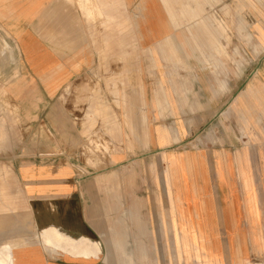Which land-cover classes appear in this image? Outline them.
I'll use <instances>...</instances> for the list:
<instances>
[{"label": "crops", "instance_id": "crops-1", "mask_svg": "<svg viewBox=\"0 0 264 264\" xmlns=\"http://www.w3.org/2000/svg\"><path fill=\"white\" fill-rule=\"evenodd\" d=\"M182 1L0 0V24L16 40L29 82L52 102L60 90L69 92L74 79L85 87L95 83L97 74L111 77L122 68L127 72L135 18L141 60L139 70L133 71L132 64L129 71L136 72L139 89L133 91L141 110L136 119L143 126L150 122L143 133L145 144L164 153L167 164L170 222L155 226L156 231L171 234L178 264L264 262V193L255 189L264 184L255 143L264 112L262 25L255 27L246 77L245 60L239 61L236 52L229 54L218 20L203 18L205 4L194 0L193 7L184 9ZM198 5L201 16L196 14ZM181 17H190V22ZM190 23L194 29L187 27ZM246 38L251 40L250 33ZM101 56L108 63L101 65ZM118 57L123 61L119 70ZM122 80L112 83L119 106L126 104ZM108 110L102 102L94 111L106 118ZM245 121L252 126L251 149L245 146ZM204 122L216 132L212 146L205 154L178 152L180 142ZM131 124L134 128L135 122ZM94 126L92 120L88 129ZM121 130L114 123L112 135L120 136ZM64 136L63 128L54 129L60 153L54 152L52 140L45 144L44 155L9 162L12 192L7 205L0 198V249L13 248V264L146 263L149 225L143 218L149 211L131 207L132 179L118 175L125 166L117 153L97 172L70 154ZM136 140L143 142L139 135ZM22 188L33 222L28 244H20ZM135 216L141 220L133 225L129 218ZM134 232L140 233L136 240ZM54 233L61 235V242Z\"/></svg>", "mask_w": 264, "mask_h": 264}, {"label": "rangeland", "instance_id": "rangeland-1", "mask_svg": "<svg viewBox=\"0 0 264 264\" xmlns=\"http://www.w3.org/2000/svg\"><path fill=\"white\" fill-rule=\"evenodd\" d=\"M73 1L75 2V0ZM77 1L80 2L81 0ZM200 1L205 4V14L203 15L204 11L199 5L197 6L199 10L196 11V14L198 16L202 14L203 18L218 20L217 25L228 44L229 54L232 55V52H236L238 53L239 61L241 58L245 60V76L247 77L250 69L248 65L250 62L249 49L255 38L254 31L257 32L255 27L262 25L260 31L264 33V0ZM181 3H184L186 5L184 9H187L193 7L194 0H183ZM133 19V51L132 58H127V66L131 69V65L133 64L134 71L135 69L139 70L141 58L139 56L140 42L137 34V23L135 18ZM179 20L190 22V17L189 19L188 17H181ZM185 26L183 23L182 27ZM188 26L189 29H194L193 23L187 24ZM248 33L251 35L250 41L246 38ZM5 42L9 45V49L3 47ZM0 43H2L0 44V93L2 95L0 98V115L3 116V112H5L7 121L9 120L12 123L11 125H13L8 135L9 141H11L10 138L12 139L13 147L11 142L6 144V147L0 146V198L4 200L6 205L10 201L8 193L12 192L10 191L12 187L8 186V184L12 180H10L9 169L7 168L10 161L14 159H28L34 155H44L45 144H50L52 140L56 143L54 152L60 153V143L56 141V138L52 137L54 129L60 126L65 133L62 140L69 148L70 154L75 155V159L86 162L99 172L107 168L110 162L113 161L114 154L117 153V161L122 162V165L125 166L124 169L119 171L120 174L118 173V175L127 176L132 179V184L129 186L132 188L133 194L131 207L138 210L143 209L145 212L149 211L147 218L145 216L143 218V222H147L149 225V233L147 234L148 255L147 259H145L147 262L144 264H156L157 260L160 264H178L171 241V234L168 232H157L155 228L157 225H167L170 222V217L167 215L168 201L164 184V171L167 164L163 161L164 153L153 152L150 143L149 145L145 144L146 139L143 133L147 132V125L150 122H147V125L143 126L142 120L136 119L140 116L139 113L141 112L139 106L135 103L137 97H133L134 89L139 92V89L136 88V72L129 71V67H127L128 70L125 72L122 68L123 66H121L123 61L118 57L115 64L118 70L120 67L122 68L120 72L111 74V77L107 73L97 74L95 83L85 87L74 79L68 85L70 87L69 92L66 93L65 89L60 90L57 98L51 102L50 100H46L43 90L36 88L34 83L29 82L30 79L26 77L28 74L25 72L22 55L20 51L13 49L15 44L17 45V42L7 28L1 24ZM222 49L224 50V48ZM129 58L130 62H128ZM230 60L232 61L231 58ZM11 61H13V64ZM233 61L235 60L233 59ZM104 63H108V60H104L101 56L100 64L105 65ZM16 67L17 69L19 68L17 74ZM120 79H123L122 81H124L126 86L124 91L126 94L125 106L117 105L116 99L112 94L113 81H117L119 85ZM19 85L21 86L19 87ZM5 94H8V96ZM102 102L106 103L109 107L105 115L106 118L101 117L94 111L97 105L99 106ZM1 107H3L2 110ZM92 108L93 112H91ZM128 117L132 120L129 119V121ZM92 120L95 122V126L89 130L88 128ZM127 122H129V125ZM131 122H135L134 128L132 124L130 125ZM114 123L122 129L120 136L112 135ZM260 123V140L258 141L257 139L255 143L260 146L261 162L264 165L263 111ZM204 124L203 126V123H201V128L195 130L193 135L186 141L180 142L177 148L178 152H181L182 155H185V152L205 154V151L212 146L211 139L215 137L216 132L213 133L207 130L208 123L204 122ZM250 127H252L251 122L245 121V146L251 149L253 140L252 129ZM72 132L78 134V136H69ZM248 134L249 136H247ZM136 135H139L141 141H143L142 144L136 140ZM147 146L149 147L148 149ZM261 172L264 176V167ZM255 189L258 192L264 193V184L255 185ZM20 203L22 213L20 244H28L32 237L30 236L32 234L30 232L33 229V222L32 218L26 213L28 201L25 198L23 188L20 193ZM129 219L133 225H136L140 223L141 217L135 216ZM120 223L121 220L118 218V224ZM137 235L140 236V233H131L132 239L136 240ZM10 248L13 251V248ZM245 264L251 263L246 262ZM255 264H264V262Z\"/></svg>", "mask_w": 264, "mask_h": 264}, {"label": "bare ground", "instance_id": "bare-ground-1", "mask_svg": "<svg viewBox=\"0 0 264 264\" xmlns=\"http://www.w3.org/2000/svg\"><path fill=\"white\" fill-rule=\"evenodd\" d=\"M77 1V0H76ZM93 3V2H92ZM87 8H85L84 7V9L83 10H86ZM4 41H5V39H4ZM0 44H2V43H0ZM5 45V46H4ZM3 45V47L5 48H7V49H9L8 48V46L9 45H7L6 44V42H5V44ZM7 49H6V51H7ZM14 50H17V51H19V49H18V47L16 46V44H15V47L13 48ZM11 50V49H10ZM14 50H12V51H14ZM2 51H3V48H2ZM2 59V58H1ZM2 63V62H1ZM5 63V62H4ZM11 63L13 64V61H11ZM7 64V63H6ZM2 65V64H1ZM10 65V64H9ZM5 66V65H4ZM16 69H17V67H16ZM15 71V70H14ZM2 91V90H1ZM3 93H4V90H3ZM5 95H7L8 96V94H5ZM4 95V96H5ZM1 93H0V98H1ZM6 96V97H7ZM5 100H6V98H5ZM1 101V100H0ZM3 101V100H2ZM4 102V101H3ZM7 103V102H6ZM4 105H6L5 103H3ZM0 106H1V104H0ZM7 107V106H6ZM3 109V107H1V110ZM1 112H3V111H1ZM4 113V115L2 116V115H0V146L2 145V146H5L6 147V144H9L11 141H12V139L10 138V140L11 141H9V139H8V135H9V131H10V129L13 127V125H11L12 123H10L9 122V120L7 121V116H6V113L5 112H3ZM16 115V114H15ZM16 117V116H15ZM17 118V117H16ZM15 118V119H16ZM15 126V125H14ZM11 132V131H10ZM12 137V136H11ZM11 145H12V142H11ZM15 146V145H14ZM12 147H13V145H12ZM9 148H10V146H9ZM15 148V147H14ZM10 150V149H9ZM54 235H55V239L58 241V242H61L62 241V238H61V235L60 234H58V233H54ZM48 242H49V240H48ZM50 243V242H49ZM14 262H13V257H12V250H11V248L9 247V246H5L4 248H2V249H0V264H13Z\"/></svg>", "mask_w": 264, "mask_h": 264}]
</instances>
